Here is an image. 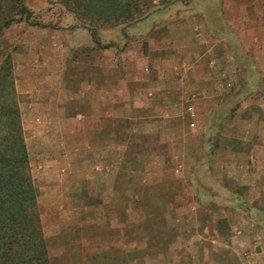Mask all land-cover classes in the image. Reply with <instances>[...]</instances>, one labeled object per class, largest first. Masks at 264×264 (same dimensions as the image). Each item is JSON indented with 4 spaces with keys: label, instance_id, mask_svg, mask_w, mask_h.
<instances>
[{
    "label": "rangeland",
    "instance_id": "rangeland-1",
    "mask_svg": "<svg viewBox=\"0 0 264 264\" xmlns=\"http://www.w3.org/2000/svg\"><path fill=\"white\" fill-rule=\"evenodd\" d=\"M258 40L264 42V0H0V156L14 161L19 143L26 148L36 191L27 224L32 251H44L42 264H264V210L246 202L231 181L214 178L206 160L192 164L197 154L190 124L197 119L187 100L194 75L217 77L212 117L220 123L204 135L201 155L243 147L230 135L251 133L257 88L251 54ZM105 52L117 59L125 53L129 71L148 77L152 91L174 75L186 92L178 99L181 127L164 129V143L156 142L155 132L147 133L148 143L131 134L130 117L141 113H124L111 124L116 143L101 156L129 171L125 180L119 176L115 195L79 188L90 181L86 174L94 166L86 81L100 73L92 57ZM117 59L115 70L122 73ZM63 61L69 86L87 93L67 111ZM76 106L88 128L80 134L65 121ZM225 125H233L227 137ZM95 217L103 222L95 225ZM235 228L244 233L238 240ZM11 229L5 226L0 234ZM7 249L0 245V253Z\"/></svg>",
    "mask_w": 264,
    "mask_h": 264
},
{
    "label": "crops",
    "instance_id": "crops-1",
    "mask_svg": "<svg viewBox=\"0 0 264 264\" xmlns=\"http://www.w3.org/2000/svg\"><path fill=\"white\" fill-rule=\"evenodd\" d=\"M110 54L105 52V54L98 55V57H92L93 66L99 69L100 73L97 77H91L90 81H86L90 83L91 87L92 117L94 121L90 129V145L91 160L94 166L90 173L86 174L90 181L82 183V186L79 187L82 193L90 190L95 194L108 192L110 195H115L120 192L118 186L119 176L123 174L125 180L129 175L128 170L121 169L113 162L106 164L101 156L103 153H109L114 143H116V131L111 126L115 119L123 116L124 113L129 116L132 113H143L139 117H130L135 122L132 130L130 129L131 134L135 133L136 138H140V143L149 142L145 139L148 137L147 133L149 132L159 134L156 142L164 143V129L177 130L181 127L177 119L180 115L178 108L181 107V102L178 99L185 98L186 92L182 93L178 89L175 83L176 76L173 75L169 80L167 79L166 85L164 84L161 88L158 85L152 91L150 85L154 83L151 84V80L148 84L145 83L149 79L148 77H139L129 71L130 62L127 61L125 53L121 58L118 56V59L114 54ZM116 59L120 60L123 69L125 68L122 73L115 70L119 66ZM65 64V61H63V111L72 102L80 104L82 98L87 95L86 92L84 93L80 89H72L69 86L70 80L65 75ZM251 64L257 77V88L253 91L252 107L250 109L251 124L249 127H251V133L247 132L245 137H242L238 131L236 134L230 135L232 140L240 139L243 147L241 145L238 148L227 146V148L210 150L204 157L201 155L203 140H205L204 135L207 134L206 132L209 129L216 130L220 123L212 117L213 106L218 99L217 94L220 93V87L217 77L213 79L210 72L203 75L198 74L196 77L194 75V86L190 89L191 92L187 99L190 106L189 111L197 119V122H191L190 124L193 127L191 128L192 140L194 141L193 152L197 154L193 158L192 164L198 166L200 162L206 160V165L210 168L214 178L231 181L233 186L243 191L246 202L252 203L257 210H260V208L264 210V42L261 43L258 40L257 45L253 43ZM160 82L162 81H155V84ZM169 84L171 85L169 86ZM149 111L156 113L155 119L145 118V112ZM84 118L85 114L76 106V114H67L65 121L73 123L76 127V133L80 134V131L88 129ZM104 121H108V125L103 123ZM233 122L238 127L239 121L235 119ZM201 127H204V133L201 131ZM232 127L233 125H225L223 128L227 131L223 135L227 137ZM247 131H249V128H247ZM85 133L88 132H84L82 135ZM226 137L221 139L223 143ZM79 141L84 143V139ZM156 161L162 164L159 171L164 174L163 162ZM82 175L84 176V173ZM66 176L69 175L66 174ZM125 183L127 184V181ZM82 206L84 208L103 207L101 203L98 205L83 203ZM234 217V213L229 215L230 220ZM245 219L251 220L248 217H245ZM102 220L100 217H95L92 222L98 225L103 222ZM97 230L98 228H96L95 233ZM242 235H244L243 231L236 229L233 238L238 240ZM262 254L264 253L262 252L259 256Z\"/></svg>",
    "mask_w": 264,
    "mask_h": 264
},
{
    "label": "trees",
    "instance_id": "trees-1",
    "mask_svg": "<svg viewBox=\"0 0 264 264\" xmlns=\"http://www.w3.org/2000/svg\"><path fill=\"white\" fill-rule=\"evenodd\" d=\"M84 2L94 3L95 0ZM99 8L104 6L100 4ZM19 144V155L14 161L0 156V231L5 226L12 228L11 233L0 234V245L8 248L5 253H0V264H42L46 261L44 251H36V248L32 251L30 245L33 229L28 228L27 213L35 202L36 191L27 173L26 148L21 142ZM10 186L13 189L9 190Z\"/></svg>",
    "mask_w": 264,
    "mask_h": 264
}]
</instances>
